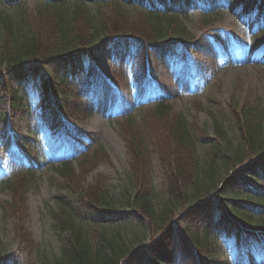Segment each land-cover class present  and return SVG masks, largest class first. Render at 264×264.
I'll list each match as a JSON object with an SVG mask.
<instances>
[{
    "label": "rangeland",
    "instance_id": "374dc122",
    "mask_svg": "<svg viewBox=\"0 0 264 264\" xmlns=\"http://www.w3.org/2000/svg\"><path fill=\"white\" fill-rule=\"evenodd\" d=\"M122 1L127 3L122 7L116 0H84L81 4L67 0L63 6L72 12L75 5H80L86 13L81 18L94 15V21L88 20L93 23L91 26L94 22L100 25L104 15L106 18L121 9H125L123 13L132 20L150 22L145 19L143 8L132 4V0ZM42 3L41 0H0V12L16 23L23 21L24 17L26 21H33L42 12L52 11L48 5L42 8ZM203 11L211 14L204 15ZM164 15L167 21L178 23L179 31L187 37L186 57L181 58L179 54L166 65L155 62L156 76L152 83L155 87L147 88V93L134 88L131 91L128 81V75L133 71L131 62L121 64V60H114L113 44L103 38L99 60L92 65L89 87L90 93L98 90L97 102L89 117L70 125L78 137L86 140L77 150L72 148L73 139L65 134L67 121L60 111L48 104L45 115L39 112L42 101L39 80L26 84L27 97L32 105L29 113L24 110L11 115L8 79L13 83L16 80L6 76L0 81V129H5V135L0 131L4 135H0V249L3 255H8L0 264H56L62 252V238L70 235V230L65 229L68 224L61 222L65 219L63 215L55 214L63 207L72 212L75 223L81 226L93 244L98 245L104 233L112 235L129 250L120 264H136L134 259L139 250L155 242L166 228L154 225L135 206V201L130 200L140 191L149 193L160 214L166 207L169 210L168 224L175 227L176 237L173 249L177 261L174 264H195L194 256L182 252L184 243L180 228L189 224L193 230L205 231L203 214H198L197 220L183 215L199 199L203 201L208 193L219 203L216 187L229 173L223 164L224 153H227L232 169L253 155V147L249 148L239 131L231 126L228 112L251 101L256 102L253 105L260 104L264 110V47L258 45L262 36L260 25L254 23L252 17L241 14L237 0H186L176 10H167ZM4 30L0 19V44L5 36ZM204 41L207 43L205 47ZM204 48L210 53L206 62L201 57ZM196 57L209 67L202 74L195 70ZM199 67L202 69L201 65ZM145 80L152 81L149 77ZM115 82L125 88L124 92ZM126 90L131 94L127 96ZM122 93L125 104L119 102ZM67 99L72 105L77 103L72 96ZM162 99L165 106L158 108ZM176 116L183 117L192 132L191 144L184 148L186 151L178 153L179 159H174L185 164L181 168L183 171H195L187 178V181L195 179L193 183L187 182L191 185L187 192L182 188L185 180H179L174 169L168 166L173 162L168 152L173 148L171 122ZM218 123L226 127V141L231 143V150L222 149L221 156L212 162L196 135L203 131L207 138L211 137L221 145L227 144L217 133ZM33 143L41 149L39 161L34 160L29 165L33 170L24 169L26 163L21 158L16 159L17 155L12 160L7 157L11 149L23 150L24 146L29 148L27 144ZM237 150L245 152L240 159L234 157ZM143 152L142 167L135 172L132 155L139 156ZM68 157L69 162H61ZM66 165H70L73 171L67 172ZM69 173L73 175L70 180ZM136 175V180L141 183L136 182ZM172 180L179 189L178 196L170 188ZM96 186L105 187L110 199L115 201L116 208L109 218L94 215L80 205L78 209L72 208L63 200L67 191L80 195ZM256 192L263 194L262 191ZM4 201L21 202L26 207L25 214L16 216L6 212L2 208ZM228 203L243 212L247 210L243 202L230 200ZM250 210L254 220L264 219V209ZM19 224L23 236H28V244L19 241ZM58 225L64 226L65 230L60 231ZM219 231V228L211 231V249L219 256L215 264H248L247 257H252L253 264H264V252L258 246L246 249L235 238H225ZM143 264L151 263L146 259Z\"/></svg>",
    "mask_w": 264,
    "mask_h": 264
},
{
    "label": "trees",
    "instance_id": "16d2710c",
    "mask_svg": "<svg viewBox=\"0 0 264 264\" xmlns=\"http://www.w3.org/2000/svg\"><path fill=\"white\" fill-rule=\"evenodd\" d=\"M41 1L43 2L42 8L48 5L52 11L42 12L33 21H26L27 19L24 17L23 21H18V23L14 21L17 24L14 25L12 18L3 17L0 12L2 27L6 29V31L4 30V39L0 44V81L6 76L10 78L12 76L16 80V83H13L11 79H8L9 108L12 114L24 110H28L29 113L30 103L27 98L26 84L33 80H39L42 94L39 106L44 115L47 112L48 104L51 108L53 97L56 96L58 107L67 121L78 123L81 118L89 117L93 112L96 98L95 91L89 92L92 65L99 60L103 49V42H101L103 38L112 42L116 60L124 61L128 58L132 62L131 79L139 88L146 76L154 74L155 62L175 57L179 52L183 53L187 47L188 39L179 31L178 23H172L170 19L167 21V17L164 15L167 10L176 9L184 0H132V4L143 8L146 13L145 19L150 22L132 20L123 13L125 9H121L117 13L109 14L106 18L104 15L100 25L94 22L92 26L90 24L93 23L88 20L94 21V15L87 13L90 17L81 18L80 16L86 13L80 5H75L74 11L69 12L63 6L67 0ZM82 1L84 0H76L79 4ZM238 1L245 14L255 13L258 19L264 17V0ZM116 3L122 7L124 2L116 0ZM202 44L204 47L205 44L207 45L206 41ZM207 52L206 48L201 51L203 53V55L201 54L202 60ZM196 60L201 59L196 57ZM115 83L124 92L125 88H121L117 82ZM72 93L73 95H71ZM70 96L76 98L75 105L69 103L67 98ZM252 102H248L244 106H235L230 109V113L228 112L231 126L239 131L241 139L248 143L249 148L253 147L252 157L239 167L232 169V163L227 159V153H224L223 164L229 170V174L227 178H223L221 185L216 187L219 203L216 198L211 196V193H208L206 200L196 203L193 207L190 206V209L183 215L187 219L197 220V215L203 214L204 232L193 230L194 228L189 224L180 228L184 243L182 252L188 253L191 257L195 256L194 253L197 252L198 264H215L218 260L219 256L215 255L211 249L213 239L210 233L212 229L219 226L224 232L237 238L245 237L257 242L258 238L264 239V219L254 220L250 210H259L264 207V137H261L264 133V110L260 104L253 105L256 102ZM162 105L165 106V103H161L159 106ZM175 118L171 122L173 148L168 152V157H173V162H169L168 166L174 169L179 180H185L182 188L184 192H187L191 186L187 182L195 181V179L187 181V178L195 171H183L181 168L185 164L174 159L178 157L179 152L186 151L184 148L191 144L192 132L183 117L176 116ZM193 128L195 129V126ZM216 129L222 142L226 141V127L222 123H218ZM4 130L1 127L0 131ZM67 131L72 135L69 129ZM200 132L201 134L196 137L200 144L206 148L212 162L221 156L222 149L227 148L228 152L231 150L230 142L226 141L227 144L221 145L213 138H207L203 131ZM28 145L29 148L26 149L28 155L31 158H38L37 147L34 143ZM244 154L245 152L241 153L240 150H237L234 157L240 159ZM165 155L167 157V153ZM144 156L145 152L139 156L132 155L135 172L136 169L142 167L141 159L144 160ZM66 168L68 172L71 166ZM26 170L31 171L32 168H26ZM70 171L72 172L73 169ZM69 176L70 180L73 175L69 173ZM136 178L137 175L135 180ZM137 181L141 183L140 180ZM175 184V180H172L170 188L172 193L178 196L179 189ZM255 190L262 191L263 194H255ZM67 192L63 200L66 205L70 204L72 208L77 207L78 209L80 205L85 210H90L94 215L107 218L116 208L115 201L110 199L105 187L96 186L80 195H75L73 191ZM141 192L137 196L135 194L131 196L130 200L135 201V206L143 211L154 225L160 229H164L165 226L166 228L162 233H159L156 241L143 251L141 250L134 260L136 264H141L147 255L152 264H173L176 258L173 249L175 227L168 224L169 210L166 207L165 211L160 214L149 193ZM239 197L241 199H237ZM230 200L243 202L247 207L246 212L239 210L238 206L230 205L228 203ZM2 208L16 216H20V214L23 216L26 212V207L21 202L4 201ZM55 214L63 215L66 220L61 219V222L68 224L65 229L70 230V235H64L62 238V252L57 257L56 264H120V260L127 257L129 250L126 244L107 233L103 234V239L98 245L93 244L82 231L81 226L75 223L72 212L66 207ZM67 218L70 220L67 221ZM167 225L169 226L167 227ZM57 227L60 231L65 230L62 225ZM19 228L20 224L17 226L18 230ZM18 233L19 241L28 244V236L24 237L21 229ZM2 253L4 252L0 249V261L1 259L4 261L8 256Z\"/></svg>",
    "mask_w": 264,
    "mask_h": 264
}]
</instances>
